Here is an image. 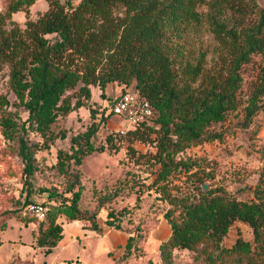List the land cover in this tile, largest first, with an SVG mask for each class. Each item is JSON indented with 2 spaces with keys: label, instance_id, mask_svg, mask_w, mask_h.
Here are the masks:
<instances>
[{
  "label": "trees",
  "instance_id": "16d2710c",
  "mask_svg": "<svg viewBox=\"0 0 264 264\" xmlns=\"http://www.w3.org/2000/svg\"><path fill=\"white\" fill-rule=\"evenodd\" d=\"M35 2L11 0L0 11V68L9 66L17 104L28 113L22 119L17 111L5 110L11 100L0 92V124L7 137H17L27 175L33 172L34 153L41 147L29 141L30 131L47 134L59 116L87 106L92 85L104 92L116 80L124 82V90L137 88L151 101L155 114L126 129L111 130L107 135L110 149L118 150L127 140L129 153L136 155V140L155 143L157 151L139 152V156L161 163L156 181L168 179L172 172H187L193 160L177 158V154L191 144L222 137V131L210 126L223 121L243 101L244 64L254 54L264 58V7L252 17L257 11L255 0H47L48 7L36 17H28L24 26L12 19L18 10L29 13ZM204 4L207 12L200 10ZM203 22L219 44L210 66L206 50L199 57L183 60L184 51L177 41L189 24ZM69 90L77 92L75 100ZM263 97L264 60L245 99L246 124L264 106ZM110 100L112 103L116 97ZM110 104L103 109V121L113 115ZM97 129L98 124L93 123L73 137L76 145L72 151L61 152L62 167L71 160L81 164L87 154L105 150L104 143L92 141ZM197 188L198 195L172 198L178 215L173 214L174 208L165 213L172 232L160 245L164 259L174 247L192 249L204 240L218 246L236 220L252 226L256 250L264 258V177L251 198H239L222 187ZM81 194L79 188L70 202L48 205L40 201L48 206L40 219L48 223L45 228L40 226L37 244L46 246V253L64 237L60 215L68 222L87 219V227L103 230L96 212L80 208ZM33 201L24 202L27 214H31L27 206ZM110 217L106 223L120 229V222ZM134 238L128 237L123 257L133 253ZM251 248L242 238L232 246L243 252ZM78 264L84 263L78 260Z\"/></svg>",
  "mask_w": 264,
  "mask_h": 264
},
{
  "label": "rangeland",
  "instance_id": "374dc122",
  "mask_svg": "<svg viewBox=\"0 0 264 264\" xmlns=\"http://www.w3.org/2000/svg\"><path fill=\"white\" fill-rule=\"evenodd\" d=\"M10 1L0 0V11H5ZM255 1L258 5L252 14L254 18L258 16V9L264 7V0ZM47 7V0H36L29 13L18 10L12 19L24 26L28 17H36ZM208 9L207 4L200 7L204 12ZM177 41L184 51L183 60L199 57L200 51L206 50L207 65L215 63L219 44L207 22L189 24ZM263 60L261 54H254L252 60L244 64L243 101L223 121L210 126L222 131V137L194 143L180 151L177 158L193 160V165L187 172H172L166 180L156 181L160 162L139 156V152L157 151L155 143L136 140L134 146L139 150L136 155L129 153L127 140L122 141L118 150L110 149L107 143L111 130L130 126L127 120L116 115H110L106 121L102 119L104 107L122 93L124 82H110L104 92L99 85H92L87 106L59 116L47 134L30 131L29 141L41 145L34 153L35 168L31 175L25 172L17 137H7L0 124V264H78V260L84 264H264V258L256 250L253 228L243 220L231 225L218 246L204 240L192 249L174 247L168 259H164L160 248L172 232L165 213L171 208L174 215L179 213L172 198L198 195V185L205 182L208 188L222 187L239 198L254 196V187L264 177V106L246 124L245 99ZM9 71L6 64L0 68V92L11 100L5 110L17 111L25 119L28 113L24 106L17 104ZM68 93L72 94V100L76 99L77 92L69 90ZM93 123L98 124V129L92 141L95 145L104 143L105 150L87 154L81 164L71 160L62 167L61 152H71L76 145L73 137L85 132ZM79 188L82 193L79 205L83 211L96 212L98 222L105 227L123 231L128 237L135 236L131 255L123 257L127 243L123 241L97 256L95 240H86L88 233L78 239L74 237L75 241L66 245L62 238L50 253L45 252L46 246L37 244L40 226L45 228L48 221L27 214L26 199L46 201L48 205L70 202ZM110 213L114 215L110 217ZM109 217L120 222L121 228L106 223ZM58 220L64 224L67 221L64 215ZM41 221L44 222L41 224ZM80 222L85 227L90 224L87 219ZM238 238L251 243L250 251L232 250Z\"/></svg>",
  "mask_w": 264,
  "mask_h": 264
},
{
  "label": "built area",
  "instance_id": "2783aa9c",
  "mask_svg": "<svg viewBox=\"0 0 264 264\" xmlns=\"http://www.w3.org/2000/svg\"><path fill=\"white\" fill-rule=\"evenodd\" d=\"M109 107L113 111V115L127 120L130 125L148 120L155 114L151 101L134 87L123 90ZM27 211L39 218H44L48 206L43 202L33 201L27 206Z\"/></svg>",
  "mask_w": 264,
  "mask_h": 264
},
{
  "label": "crops",
  "instance_id": "0c3cea01",
  "mask_svg": "<svg viewBox=\"0 0 264 264\" xmlns=\"http://www.w3.org/2000/svg\"><path fill=\"white\" fill-rule=\"evenodd\" d=\"M103 228L102 233L99 235V232L96 229L91 227H85L83 223L78 220L68 222L64 224V237L63 245L70 243L74 237L78 239L82 234L85 235L88 233L86 240H91L93 242L95 240V249L94 253L99 256L107 253L109 249L115 244H122L123 241H127L128 236L123 231H117V229H112L111 227H105L100 224ZM78 243V241H77Z\"/></svg>",
  "mask_w": 264,
  "mask_h": 264
},
{
  "label": "water",
  "instance_id": "95a60500",
  "mask_svg": "<svg viewBox=\"0 0 264 264\" xmlns=\"http://www.w3.org/2000/svg\"><path fill=\"white\" fill-rule=\"evenodd\" d=\"M203 188H208V184L206 182L203 183Z\"/></svg>",
  "mask_w": 264,
  "mask_h": 264
}]
</instances>
